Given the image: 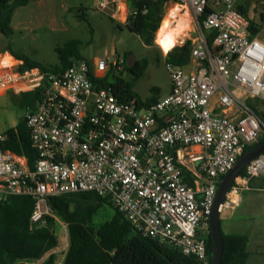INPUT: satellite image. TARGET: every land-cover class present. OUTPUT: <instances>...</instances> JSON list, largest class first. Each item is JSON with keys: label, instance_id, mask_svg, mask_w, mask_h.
<instances>
[{"label": "built area", "instance_id": "2783aa9c", "mask_svg": "<svg viewBox=\"0 0 264 264\" xmlns=\"http://www.w3.org/2000/svg\"><path fill=\"white\" fill-rule=\"evenodd\" d=\"M97 3L128 24V0ZM169 3L191 11L199 32L191 60L199 67L187 71L165 54L172 90L149 107L123 101L97 83L123 70L125 61L115 55L94 64L75 61L58 73L0 66V95L40 91L37 108L24 115L38 154L34 169L26 157L3 150L6 135L0 132V203L31 197L34 227L56 218L49 198L94 192L142 236L211 264L206 237L221 179L264 136L261 117L248 106L249 100L264 103V42L253 36L251 20L234 0H215L219 11L211 0ZM246 169L223 211H235L252 180L264 175V156Z\"/></svg>", "mask_w": 264, "mask_h": 264}, {"label": "trees", "instance_id": "16d2710c", "mask_svg": "<svg viewBox=\"0 0 264 264\" xmlns=\"http://www.w3.org/2000/svg\"><path fill=\"white\" fill-rule=\"evenodd\" d=\"M37 0H0V34L11 37L14 33L12 19L15 11ZM132 15L126 25L133 33L139 35L146 46H152L156 34L164 20V8L169 0H128ZM244 14V10L238 7ZM210 9L207 10V13ZM207 15V14H206ZM202 18V20L206 17ZM201 20V19H200ZM253 36H257L260 27L251 21ZM214 35L208 40L212 47ZM81 43L77 40L68 42L58 48L60 64L45 66L31 61L29 58L13 54L23 61L22 69L41 68L44 71L58 73L66 70L75 61H80ZM192 42L170 51L166 59L181 66L190 63ZM126 67L136 78H141L150 63L148 58L137 60L133 68ZM111 72L106 78L97 80L102 87H108L123 101L132 102L140 107H149L159 101L158 98L142 100L134 91V84L117 78ZM40 91L20 96L19 105L25 109L35 110ZM256 100H249L248 106L253 108L264 123V113L258 110ZM6 140L2 148L18 156L26 157L28 165L34 169L38 159L32 147L29 130L23 119L16 127L5 132ZM264 142V136L255 144L248 146L243 155ZM245 169L241 175L246 174ZM223 179V177H222ZM221 179V180H222ZM49 206L55 216L67 227L68 249L62 264H201L195 258L184 256L173 247L144 237L135 230L124 215L115 208L107 198L94 192L65 194L48 199ZM115 209L114 216L97 225L95 216L104 205ZM35 202L29 196H10L0 203V264H57L55 251L60 247L55 234L56 218L47 217L45 225L31 224V215ZM224 255L223 264H247L249 257V237L245 234H226L223 230ZM210 262L212 261L211 233L206 237Z\"/></svg>", "mask_w": 264, "mask_h": 264}, {"label": "rangeland", "instance_id": "374dc122", "mask_svg": "<svg viewBox=\"0 0 264 264\" xmlns=\"http://www.w3.org/2000/svg\"><path fill=\"white\" fill-rule=\"evenodd\" d=\"M215 1V0H214ZM236 7H241L256 25L260 14L264 15V0H234ZM98 0H37L27 6L18 8L13 16L11 37L0 34V51L7 50L31 61L45 66L60 64L58 48H63L68 42L77 40L81 43L80 57L91 64L98 59L115 56L125 61L123 70L114 71V76L134 84V91L146 101L151 98H166L172 90V82L165 66V52L157 43V36L152 46H146L144 40L133 33L126 25L110 17L98 7ZM177 7L166 3L164 19L172 14ZM173 8V9H172ZM213 8L216 11L223 7ZM172 9V10H171ZM171 10V12H170ZM185 13V11H181ZM186 36L181 37L177 47L187 41H193L199 32L192 18ZM256 36L264 42V23ZM189 35H188V34ZM133 54L137 60L148 58L150 63L141 78L127 70L126 56ZM128 65V61H127ZM19 98L12 92L0 98V132L18 125L23 119L26 109L19 105ZM258 110L264 113V103L256 101ZM254 185L264 186V175L255 177ZM264 192H244L241 208L235 212L222 211L221 227L225 233H248L256 235L264 233V204L258 196ZM255 200V201H253ZM115 209L104 205L95 216V223L100 225L111 219ZM232 218V219H231ZM55 234L60 247L55 251L58 255L57 264H62L68 249L67 227L61 219L55 223Z\"/></svg>", "mask_w": 264, "mask_h": 264}, {"label": "water", "instance_id": "95a60500", "mask_svg": "<svg viewBox=\"0 0 264 264\" xmlns=\"http://www.w3.org/2000/svg\"><path fill=\"white\" fill-rule=\"evenodd\" d=\"M112 55H115V51L112 52ZM136 61V56L131 55L128 59V67H135ZM262 156H264V142L242 155L234 167L221 180L209 218V230L213 243L211 264H223L224 239L221 227V215L226 197L241 173L249 167L252 162Z\"/></svg>", "mask_w": 264, "mask_h": 264}, {"label": "crops", "instance_id": "0c3cea01", "mask_svg": "<svg viewBox=\"0 0 264 264\" xmlns=\"http://www.w3.org/2000/svg\"><path fill=\"white\" fill-rule=\"evenodd\" d=\"M214 2H215L214 0H211L212 6H214ZM167 4H169V2ZM170 5H172L174 7H176V6L183 7L182 11H185V13L183 12V14L188 13L190 18H192L191 11L186 5H177V4H172V3H170ZM171 10H170V12H171ZM12 21H13V19H12ZM173 21H174V25H176V23H177V22H175L176 18H173ZM179 40H180V38H179ZM7 64L8 65L10 64L12 66L14 65L15 67H18V66L21 67L23 65V61L15 58L13 56V54H11V52H9L7 50L0 51V66L3 67V66H6ZM185 67H186L187 71L193 72V71H196L198 69L199 64L197 62L190 60V63ZM9 93L10 92H7L3 95H0V98L8 96ZM13 95L17 96L20 100L21 95H16L14 93H13ZM159 100H162V99L159 98ZM16 126H14V127H16ZM250 188L251 189L249 191H246V192H264V186L263 185L252 186V184H251ZM257 198L262 199V202L264 204V195L258 196ZM253 201H255V200H253ZM240 208H241V205L236 210H239ZM235 211H231V212H235ZM221 217H222V215H221ZM226 234H232V233H226ZM240 234H245L249 237V244H248L249 257L247 260V264H264V233H261V234L258 233L255 236L252 234H248L247 232L246 233H240Z\"/></svg>", "mask_w": 264, "mask_h": 264}, {"label": "bare ground", "instance_id": "6f19581e", "mask_svg": "<svg viewBox=\"0 0 264 264\" xmlns=\"http://www.w3.org/2000/svg\"><path fill=\"white\" fill-rule=\"evenodd\" d=\"M181 11H182V8L177 7L176 10L172 14L167 15L165 19L163 20L161 28L158 32L157 40L164 39L169 34L173 35V39L175 40V46L170 51L176 48V46L178 45L177 43H178L179 38L186 36V32L189 30V27H190L191 19H190L189 14L188 13L181 14ZM173 18H176V21H175L177 22L176 25H174ZM165 24H167V27H164ZM162 30H163V35H161ZM158 45L163 49L162 45L160 44Z\"/></svg>", "mask_w": 264, "mask_h": 264}, {"label": "clouds", "instance_id": "9594fccd", "mask_svg": "<svg viewBox=\"0 0 264 264\" xmlns=\"http://www.w3.org/2000/svg\"><path fill=\"white\" fill-rule=\"evenodd\" d=\"M164 27H167V24H165ZM161 35H163V30L161 31ZM157 43L162 45L165 54L175 46V40L172 34L167 35L164 39L157 40Z\"/></svg>", "mask_w": 264, "mask_h": 264}, {"label": "flooded vegetation", "instance_id": "af4514ba", "mask_svg": "<svg viewBox=\"0 0 264 264\" xmlns=\"http://www.w3.org/2000/svg\"><path fill=\"white\" fill-rule=\"evenodd\" d=\"M264 23V15L263 14H260V16H259V24H258V26L260 27V28H262V24ZM131 55H133V54H130L129 56H128V59H129V57L131 56ZM128 59H127V61H128Z\"/></svg>", "mask_w": 264, "mask_h": 264}]
</instances>
